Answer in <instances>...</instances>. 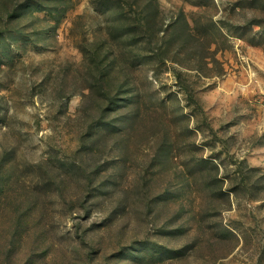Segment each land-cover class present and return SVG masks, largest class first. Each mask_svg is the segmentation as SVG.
Listing matches in <instances>:
<instances>
[{"label":"rangeland","instance_id":"1","mask_svg":"<svg viewBox=\"0 0 264 264\" xmlns=\"http://www.w3.org/2000/svg\"><path fill=\"white\" fill-rule=\"evenodd\" d=\"M0 264H264V0H0Z\"/></svg>","mask_w":264,"mask_h":264}]
</instances>
